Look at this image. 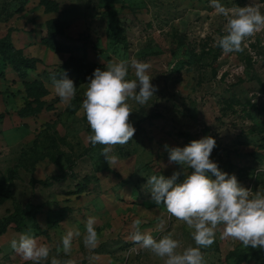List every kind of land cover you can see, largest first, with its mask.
I'll return each instance as SVG.
<instances>
[{
	"label": "rangeland",
	"instance_id": "374dc122",
	"mask_svg": "<svg viewBox=\"0 0 264 264\" xmlns=\"http://www.w3.org/2000/svg\"><path fill=\"white\" fill-rule=\"evenodd\" d=\"M220 3L259 4L264 13V0ZM53 20L64 25L63 33L46 46L41 40ZM225 23L211 0H0V38L12 31L13 45H23V55L38 61L27 80L41 81L46 90L43 96L26 91L0 62V220L15 206L39 208L19 231L11 226L0 237V264H31L10 246L28 227L52 247L44 264L52 256L77 264H163L131 241L137 218L141 231L156 239L170 231L184 246H194L187 226L151 199L150 175L179 172V182L192 171L169 163L164 145L184 147L211 136L216 147L210 159L219 170L253 192L264 191V30L245 41L243 52L226 54L215 44ZM119 59L151 63L158 91L143 106L130 101L136 131L114 148L113 164L101 155L102 145L87 142L91 129L81 104L94 69ZM62 72L77 89L72 107L52 89L51 75L60 78ZM22 110L28 115L21 116ZM89 216L97 218L99 246L90 253L82 236L74 238L65 256L62 236L71 227L83 233ZM159 218L167 221L163 232ZM203 251L206 264H264V249L245 248L220 232Z\"/></svg>",
	"mask_w": 264,
	"mask_h": 264
},
{
	"label": "clouds",
	"instance_id": "9594fccd",
	"mask_svg": "<svg viewBox=\"0 0 264 264\" xmlns=\"http://www.w3.org/2000/svg\"><path fill=\"white\" fill-rule=\"evenodd\" d=\"M217 15L225 18V34L215 38V44L224 53L243 52L245 41L264 30V13L261 5L248 4L243 7H225L220 0H211ZM152 64L136 59L113 60L101 68L94 69L83 92L82 114L86 117L91 134L86 137L95 147L102 145L101 155L107 162L115 163L118 157L114 148L132 140L135 128L130 122L132 103L145 105L158 91L151 83L149 74ZM134 78H129V73ZM52 89L61 102L72 107L76 97V86L66 72L51 75ZM138 89V91H137ZM216 141L211 136L192 140L184 147H169V163L191 168L178 182L179 172L170 177L152 174L147 179L151 199L167 210L170 217L183 222L190 230L194 246H184L174 233L167 232L159 239L150 230L141 231V219L132 222L131 241L149 250L163 264H206L203 249L212 246L220 232L222 238L239 241L245 248L264 249V191L253 192L243 187L237 177L219 170L210 159ZM212 177H215L214 179ZM167 221L159 218L157 229L165 230ZM97 218L89 216L84 222L83 233L71 227L62 236V251L70 256L74 238L82 236V243L89 252L100 244L96 230ZM11 248L26 262L44 264L49 260L52 247L36 239L31 227L10 242ZM58 255V254H57ZM95 257L90 255L89 260ZM50 264H77L75 259H58L52 256Z\"/></svg>",
	"mask_w": 264,
	"mask_h": 264
},
{
	"label": "trees",
	"instance_id": "16d2710c",
	"mask_svg": "<svg viewBox=\"0 0 264 264\" xmlns=\"http://www.w3.org/2000/svg\"><path fill=\"white\" fill-rule=\"evenodd\" d=\"M53 11H56V7ZM63 26V24L55 20L50 21L48 27L49 29H52V31L50 30L48 37L43 38L41 40V43L46 46L51 45L55 36L61 35L63 33ZM11 32V30H8L6 35L3 38H0V61H2L3 65H10L12 67L13 71L24 84L26 91L31 92L40 90L41 96L45 95L46 90L44 89L43 83L41 81H25V79L28 77L29 72L35 71L38 61L34 58L25 57L20 50H17L13 46L10 36ZM60 52H70V50L64 48L61 49ZM33 86H36L37 88ZM31 96L34 97L35 95H30V97H28L32 99ZM38 112L36 111L29 115L35 116ZM20 115L27 116L28 114H25V111L22 110V113H20ZM105 170H108V168H106ZM41 184L44 187L49 186V182H41ZM38 209L39 208L37 206L30 205V210L26 212L22 207L15 206L13 210L7 214L6 217L0 220V237L5 234L7 229L11 226H13L14 230L19 231L24 227L27 217H31L32 219L35 218ZM262 254L263 253H261V255ZM261 255L259 257H261Z\"/></svg>",
	"mask_w": 264,
	"mask_h": 264
},
{
	"label": "crops",
	"instance_id": "0c3cea01",
	"mask_svg": "<svg viewBox=\"0 0 264 264\" xmlns=\"http://www.w3.org/2000/svg\"><path fill=\"white\" fill-rule=\"evenodd\" d=\"M16 33V32H15ZM11 36V42L13 41L12 40V37H14V36H12V34L10 35ZM12 44H13V42H12ZM14 46V45H13ZM15 47V46H14ZM17 50H20L21 52H22V54H25L24 53V46L22 45V46H18V47H15ZM1 62V61H0ZM2 63V62H1ZM8 68V70H9V73H11V75H12V80L14 81V80H18L19 78H18V76L16 75V73L13 71V69H12V67L10 66V65H7L6 67H4V69L6 70ZM28 77H29V75H28ZM28 78H26V80L25 81H28L27 80ZM33 81V80H32ZM22 82V81H21Z\"/></svg>",
	"mask_w": 264,
	"mask_h": 264
}]
</instances>
